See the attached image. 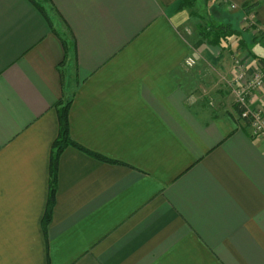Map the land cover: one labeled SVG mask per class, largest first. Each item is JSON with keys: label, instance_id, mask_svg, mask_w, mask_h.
<instances>
[{"label": "crops", "instance_id": "obj_1", "mask_svg": "<svg viewBox=\"0 0 264 264\" xmlns=\"http://www.w3.org/2000/svg\"><path fill=\"white\" fill-rule=\"evenodd\" d=\"M35 1L0 0V264H264V141L183 75L191 55L231 77L264 63L191 41L183 0ZM225 1L257 3L264 36V0ZM71 98L72 138L113 162L67 147L44 228Z\"/></svg>", "mask_w": 264, "mask_h": 264}, {"label": "rangeland", "instance_id": "obj_2", "mask_svg": "<svg viewBox=\"0 0 264 264\" xmlns=\"http://www.w3.org/2000/svg\"><path fill=\"white\" fill-rule=\"evenodd\" d=\"M198 1H199V3H198L199 8H197V6L193 9L189 8L191 14L193 11L195 13L200 14L201 16L204 17L205 22L209 21V20H214L216 22H222L225 20L226 21L230 20L234 23V26L236 28H239L240 30L243 31L242 36H240L238 38H233L230 40V42L223 43L222 48L218 47L217 48L218 52H220L222 54L227 53V51L225 50L227 45H229L230 43H233V42L237 43L240 38H244L250 44V46L252 47L253 50H254L253 47L255 44L261 45L260 41L263 40L262 37H264V36H262L261 32L256 29L255 23L252 25V23H250V21L248 19H245V17L243 18L244 14H245V16L247 15V13H245V11H244L245 5L242 7V9H239L237 5H236V8H233L232 5H235V4H232V3L227 2L225 0H197V2ZM237 9H239V10L237 11ZM192 17H194L196 21L201 22V20L198 17L193 16V15H192ZM192 23H193V21H192ZM188 37L191 39V41H194L195 38L196 39L198 38V39L202 40L206 45H208L205 42V40H203L198 35L197 28H194L193 32L191 33V35L189 34ZM262 42L264 43V41H262ZM224 45H225V49L223 51ZM188 57L194 58L195 64L190 66L185 62V67H186L187 71H185L183 73V75L185 74L184 76H187V78L191 77V79L196 82L195 86H197V85L200 86L199 83H203L205 85V87H206L205 98H206L208 104L215 106V103H214L215 98L213 97V93L216 92V90H217V92H219V90H218V89H220L219 87H222V92L225 91L226 94H224L223 97H225V99L223 98L222 101L220 102V104L223 103L224 108L233 107L236 104V99H235V95L233 93V88L231 87V83L237 74L234 75V77H231V75L227 74L226 72L221 73V72L213 69V65L211 64V62L204 59V57H198L195 55L194 56L191 55ZM229 57H231V58L233 57L234 62L238 58L236 55H233V56L231 55ZM197 58H198L199 62H197ZM241 59L242 58L240 57L239 60H241ZM235 64H237V62ZM245 66H246V64H245ZM262 67L264 68L263 64H262V66H256V69L254 71L249 72V68L246 66L247 71H248V75L249 76L253 75L255 71L259 70ZM197 89H199V88H197ZM228 94H231L230 98H228V96H227ZM237 108L239 109L240 118H241V108L239 106ZM215 110L223 112L226 109H215ZM247 122H248V124H250L249 121H247Z\"/></svg>", "mask_w": 264, "mask_h": 264}, {"label": "trees", "instance_id": "obj_3", "mask_svg": "<svg viewBox=\"0 0 264 264\" xmlns=\"http://www.w3.org/2000/svg\"><path fill=\"white\" fill-rule=\"evenodd\" d=\"M42 12H44V7L36 2L35 0H32ZM197 5V0H183L180 10L183 9H189V8H195ZM257 3L248 4L245 5L244 11L247 14L252 13L256 7ZM193 16L198 17L201 22H199L196 26L198 35L205 40V42L212 47H219L222 48L223 43L230 42L233 38H238L242 36L243 31L239 28H236L234 26V23L232 21H222V22H216L214 20L204 21V17L201 16L198 13L192 12ZM48 17V16H47ZM49 20V17H48ZM49 22H51L49 20ZM63 40V39H62ZM64 46L66 48L67 52V42L63 40ZM238 49L242 50H248L253 57L259 58L264 63V58H261L255 49H264L261 48L259 45H254V50H252V47L250 44L244 39L240 38L238 40ZM72 104V98L69 100H62L57 105V113L59 118V135L57 139L54 142L53 148H52V159H51V166H50V191H49V197H48V204L45 216L43 218V226L44 228L47 227V225L50 223L52 218V212L53 208L56 204V195H57V186H58V164L61 157L62 152L69 146H74L88 154H91L93 156H96L97 158H100L102 160H108L113 162V160H110L98 153H95L84 146L77 143L70 134V108Z\"/></svg>", "mask_w": 264, "mask_h": 264}, {"label": "built area", "instance_id": "obj_4", "mask_svg": "<svg viewBox=\"0 0 264 264\" xmlns=\"http://www.w3.org/2000/svg\"><path fill=\"white\" fill-rule=\"evenodd\" d=\"M232 7L236 8V5H232ZM245 19H248L252 25L255 23L256 29L262 33L254 12L247 14ZM185 62L192 66L195 64V59L188 57ZM237 66L238 73L232 81L231 87L233 88L236 104L241 108V118L249 121L252 135L264 141V106L250 103V98L255 91H264V68H260L249 76L247 68L241 60H237Z\"/></svg>", "mask_w": 264, "mask_h": 264}, {"label": "clouds", "instance_id": "obj_5", "mask_svg": "<svg viewBox=\"0 0 264 264\" xmlns=\"http://www.w3.org/2000/svg\"><path fill=\"white\" fill-rule=\"evenodd\" d=\"M255 51L257 52V54L261 57L264 58V49H255Z\"/></svg>", "mask_w": 264, "mask_h": 264}]
</instances>
